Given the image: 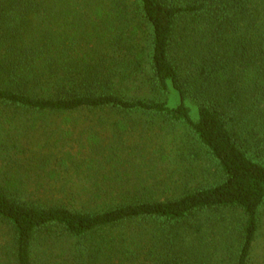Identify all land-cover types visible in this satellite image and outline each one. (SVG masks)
I'll return each mask as SVG.
<instances>
[{
	"label": "trees",
	"instance_id": "trees-1",
	"mask_svg": "<svg viewBox=\"0 0 264 264\" xmlns=\"http://www.w3.org/2000/svg\"><path fill=\"white\" fill-rule=\"evenodd\" d=\"M110 111L150 119L73 151L41 119ZM138 128L213 180L166 182ZM263 206L264 0H0V264H254Z\"/></svg>",
	"mask_w": 264,
	"mask_h": 264
},
{
	"label": "rangeland",
	"instance_id": "rangeland-1",
	"mask_svg": "<svg viewBox=\"0 0 264 264\" xmlns=\"http://www.w3.org/2000/svg\"><path fill=\"white\" fill-rule=\"evenodd\" d=\"M89 114V115H88ZM78 120L75 121L74 125L69 126L68 123H65L59 117H51L48 118L47 115L45 118H41L48 122L49 120L52 121L51 123V131L54 136L64 137L65 141H67V145L71 147V150H77L80 146L78 145L82 140H86L87 136L91 132L99 131L103 132V139L105 141L111 140L112 130L115 126V122L117 120H121L123 123L124 121L128 123L132 119L136 118L135 120H147L150 119L147 115H142L138 117V115L132 117H126L114 112H108L100 114L98 112H91V113H75ZM88 117L86 118V116ZM104 116V117H103ZM86 118V119H85ZM102 118L107 123H102ZM98 119V120H97ZM132 120V121H133ZM45 123V122H40ZM102 123V124H101ZM141 124L142 122L139 121ZM142 130L138 128L137 132L138 135L135 136L139 141L144 143L146 146L150 145V149L155 151V154L163 155L167 158V160H163L161 168V172H164V179L167 181L170 180V184L172 185L179 182V188H182L188 181L190 180H200L203 181L205 184L208 183L207 179L213 180L214 175H216V166L213 159L205 152L203 146L197 142L195 137L191 132H187V135L184 133H180V130H175L176 133L173 134L170 140L166 139L168 136L158 138V135H155L152 131L145 130V132L140 133ZM131 136V135H130ZM30 140L25 138V147L26 149H30L29 151L33 152L37 150V145H41L45 139H56L54 137L49 138L47 134L45 136L40 132H31L29 134ZM150 137L148 141L147 138ZM132 138V136H131ZM152 138V142H151ZM184 140L186 146H183L184 143L181 144L180 148L177 147L176 140ZM163 149V151L161 150ZM46 151L45 148H43ZM85 150V149H84ZM47 152V151H46ZM49 152V151H48ZM154 156V155H153ZM156 157V156H154ZM165 158V159H166ZM139 157H133V162L130 166L131 174L133 176L134 173L138 169H140V165H138L137 161ZM51 160V158H50ZM174 169V170H173ZM135 170V171H134ZM174 171V172H172ZM134 172V173H133ZM166 172V173H165ZM34 173V172H33ZM181 173V174H180ZM94 179V176H92ZM33 180L31 179L30 184L32 187L34 186ZM80 180V179H79ZM81 181V180H80ZM207 181V182H206ZM78 183V178H77ZM174 183V184H173ZM42 192L46 191V188L39 189ZM79 207V206H77ZM230 213V211H228ZM232 214H236V211H232ZM260 228L258 230V235L255 240V245L252 250V256L254 259V264L261 263V260L264 258V206L261 208L260 212ZM208 222V221H207Z\"/></svg>",
	"mask_w": 264,
	"mask_h": 264
}]
</instances>
